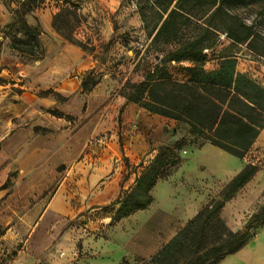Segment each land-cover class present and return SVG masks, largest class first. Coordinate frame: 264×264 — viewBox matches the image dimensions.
<instances>
[{
	"label": "rangeland",
	"instance_id": "1",
	"mask_svg": "<svg viewBox=\"0 0 264 264\" xmlns=\"http://www.w3.org/2000/svg\"><path fill=\"white\" fill-rule=\"evenodd\" d=\"M68 1L80 16L62 35L52 19L63 0H0V264H93L92 255H109L108 264H152L118 262V255H153L201 206L219 199L231 179L211 174L198 189L209 170L200 166L222 160L215 150L236 157L201 148L185 124L123 97L128 83L143 80L174 48L151 45L147 34L158 13L150 1L141 9L136 0ZM22 21L40 32L37 60L9 48L12 35L25 34ZM215 22L222 26L216 46L206 51L205 69L217 68L219 51L231 43L229 28L241 35V24L251 25L259 38L251 47L236 44V70L264 85V0L225 2ZM3 31L10 35L2 37ZM189 64L165 66L181 80ZM167 147L178 163L151 190V204L112 221L117 191L132 189ZM35 154L41 157L36 166ZM244 186L220 212L234 231L264 205L263 189L253 212L235 214L238 195L250 193Z\"/></svg>",
	"mask_w": 264,
	"mask_h": 264
},
{
	"label": "trees",
	"instance_id": "2",
	"mask_svg": "<svg viewBox=\"0 0 264 264\" xmlns=\"http://www.w3.org/2000/svg\"><path fill=\"white\" fill-rule=\"evenodd\" d=\"M136 1L140 9L142 4L150 1L157 10V20L147 34L151 45L160 48L174 44V48L146 72L143 80L126 85L123 94L126 102L183 123L189 134L201 140L200 145L210 144L242 159L264 128V85L236 70L237 57L233 49L239 43L251 47L259 35L251 25L241 24V35L229 28L225 35L231 43L219 51L217 68L206 70V51L216 46V31L222 26V22L216 23L215 18L222 12L225 2L232 0ZM79 16L77 7L63 0V5L53 16L52 27L63 35L64 29L71 31L74 28ZM13 25L9 22L5 28L10 29ZM20 27L25 34L12 35L9 48L34 60L39 59L43 53L39 30L24 21ZM2 34V37L10 35L4 31ZM1 45L0 40V49ZM185 60L190 62L184 66L185 78L174 79L165 64ZM177 163L173 149H162L137 176L135 186L114 200L113 204L119 206L112 221L148 207L152 202L151 190ZM257 170L256 165L246 164L224 186L220 198L201 206L168 242L150 256L149 262L217 264L244 247L253 238L254 231L264 226V205L260 213L253 214L242 229L235 231L226 225L220 212Z\"/></svg>",
	"mask_w": 264,
	"mask_h": 264
},
{
	"label": "crops",
	"instance_id": "3",
	"mask_svg": "<svg viewBox=\"0 0 264 264\" xmlns=\"http://www.w3.org/2000/svg\"><path fill=\"white\" fill-rule=\"evenodd\" d=\"M5 16V11L3 4L0 2V19ZM205 146H212L210 144H204L201 148ZM215 147V146H212ZM217 148V147H216ZM200 148H197V150ZM209 150H213L212 148L208 147ZM219 149V148H218ZM217 152L218 157L222 158L219 159V162H206L202 164L206 165L209 169L206 174H204V179L198 183V189L202 186L205 187L206 184L204 181L211 177L212 175H218L220 177H230L231 179L239 173L242 168L246 164H252L258 166V170L254 173L251 179L245 184L244 188L249 190V194L245 199L241 198V195H238V204L234 209L235 214L246 212H253L257 196L260 194L261 191L264 189V128L261 130L259 135L254 140L252 146L246 153V155L240 158H231L228 157L226 154H223L221 151H214ZM224 152V151H223ZM232 156V155H231ZM41 162V157L38 154L33 155V164L34 166L38 165ZM230 179V180H231ZM229 180V181H230ZM198 191V190H197ZM119 191H117V196ZM230 200H228L223 208L222 212H226V206L229 204ZM231 206V205H230ZM231 209V207H230ZM135 214V212L133 213ZM133 214L129 215L132 216ZM231 229V228H230ZM174 232H172L168 240L169 241L173 236ZM138 253L140 252L139 249L136 250ZM96 257L98 260L93 262V264H108L104 261V258L108 257L109 255H92ZM152 255H118V262L122 260H133V259H140L146 260L149 259ZM95 259V258H94ZM217 264H264V228L259 231L252 239L248 241V243L242 247L237 252L226 256Z\"/></svg>",
	"mask_w": 264,
	"mask_h": 264
},
{
	"label": "built area",
	"instance_id": "4",
	"mask_svg": "<svg viewBox=\"0 0 264 264\" xmlns=\"http://www.w3.org/2000/svg\"><path fill=\"white\" fill-rule=\"evenodd\" d=\"M221 38H223V37L221 36Z\"/></svg>",
	"mask_w": 264,
	"mask_h": 264
}]
</instances>
